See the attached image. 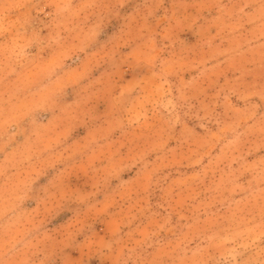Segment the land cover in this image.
<instances>
[{"label": "rangeland", "instance_id": "rangeland-1", "mask_svg": "<svg viewBox=\"0 0 264 264\" xmlns=\"http://www.w3.org/2000/svg\"><path fill=\"white\" fill-rule=\"evenodd\" d=\"M0 264H264V0H0Z\"/></svg>", "mask_w": 264, "mask_h": 264}]
</instances>
